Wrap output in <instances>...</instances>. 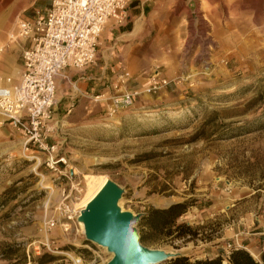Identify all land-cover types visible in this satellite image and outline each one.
Segmentation results:
<instances>
[{"label":"rangeland","instance_id":"1","mask_svg":"<svg viewBox=\"0 0 264 264\" xmlns=\"http://www.w3.org/2000/svg\"><path fill=\"white\" fill-rule=\"evenodd\" d=\"M4 1L0 51H20L8 38L17 19L32 11L31 1ZM205 1L182 0L171 17L172 27H183L182 38L157 51L162 59L151 68L175 91L138 111L65 116L54 139L58 156L66 159L60 171L43 164V153L38 160L24 157L15 130L3 138L0 195L12 186L15 192L0 207V264H15L22 253L27 264H40L43 255L55 258L47 264H74L78 258L106 264L111 257L86 241L76 220L44 226V216L63 197L80 207L92 178L118 185L121 210L134 216L189 205L177 224L194 230V239L143 246L191 260H226L231 244L264 264V234L258 235L264 233V0H221L238 1L244 18L218 24L205 21ZM214 1L213 11L221 15L220 0ZM215 29H224L226 38H216ZM10 247L19 253L1 259Z\"/></svg>","mask_w":264,"mask_h":264},{"label":"built area","instance_id":"2","mask_svg":"<svg viewBox=\"0 0 264 264\" xmlns=\"http://www.w3.org/2000/svg\"><path fill=\"white\" fill-rule=\"evenodd\" d=\"M132 1L48 0L45 9L17 19L8 40L20 49L22 70L16 81L0 76V116L22 137L24 157L33 160L43 153V164L53 171L66 165L56 146L47 142L57 103L56 82L66 69L83 71L96 63L103 30L109 23L124 25ZM130 80L125 69L117 74L111 86L114 95L106 108L109 116L131 108L141 95L140 91L128 90ZM149 80V89L145 90L149 95L158 94L169 84L157 71ZM67 200L63 197L54 213L44 216L47 229L74 222L80 216L84 208ZM226 248L227 257L237 249L231 244ZM74 264H82V259H76Z\"/></svg>","mask_w":264,"mask_h":264},{"label":"crops","instance_id":"3","mask_svg":"<svg viewBox=\"0 0 264 264\" xmlns=\"http://www.w3.org/2000/svg\"><path fill=\"white\" fill-rule=\"evenodd\" d=\"M29 1L32 11L43 10L48 6V0H26V3ZM219 2L223 11L221 15L213 11V8L218 6L217 1H205L203 16L207 23L242 22L244 15L242 11L238 12L240 4L238 1L230 5L221 0ZM4 3V0L1 1L0 6ZM181 4L182 0H133L128 8V20L124 25L113 26L109 23L105 27L98 41L96 63L83 71L66 69L56 82L57 103L49 128V145L58 146L54 139L58 135L59 127L63 126L65 116L71 114L77 119H87L100 110L106 111L108 99L114 95L111 86L122 69L131 77L128 90L141 92L131 107L137 111L155 104L163 98L162 96L175 91L174 85L169 83L156 95L145 93L150 86L151 73L154 72L151 68L162 59L157 51L173 47L176 43L172 44V41L176 42L182 38L183 27L171 26L172 14L182 7ZM198 7H201V2L198 3ZM32 11L27 16H30ZM249 22L256 21L250 19ZM226 33L224 29H215L216 38H226ZM21 70L20 51H0V76L10 77L16 81ZM12 133L13 128L0 116V144L3 143L4 137Z\"/></svg>","mask_w":264,"mask_h":264},{"label":"water","instance_id":"4","mask_svg":"<svg viewBox=\"0 0 264 264\" xmlns=\"http://www.w3.org/2000/svg\"><path fill=\"white\" fill-rule=\"evenodd\" d=\"M122 194L118 185L107 181L76 220L77 224H82L87 242L112 254L106 264H165L179 257L140 243L135 226L141 216L121 210L118 203Z\"/></svg>","mask_w":264,"mask_h":264},{"label":"trees","instance_id":"5","mask_svg":"<svg viewBox=\"0 0 264 264\" xmlns=\"http://www.w3.org/2000/svg\"><path fill=\"white\" fill-rule=\"evenodd\" d=\"M15 187L12 186L0 195V207H5L13 198ZM189 205L187 203L173 204L166 209H150L137 223L139 241H161L172 239L187 242L195 238L196 233L186 224H177V221L186 214ZM19 253V248L10 247L1 257L3 260H9L12 256ZM48 258L47 260H44ZM40 264H47L55 260L54 257L43 255L39 260ZM264 260V259H263ZM15 264H27L25 254L20 255L19 261ZM165 264H257L251 255L242 249H235L230 252L226 260L216 256L213 258L191 260L185 256H179Z\"/></svg>","mask_w":264,"mask_h":264},{"label":"bare ground","instance_id":"6","mask_svg":"<svg viewBox=\"0 0 264 264\" xmlns=\"http://www.w3.org/2000/svg\"><path fill=\"white\" fill-rule=\"evenodd\" d=\"M36 160H38V158H36ZM105 180H106L105 178L103 180L102 179L100 180L99 178L98 181L95 180L94 178L87 180V190H86L87 192H86V195L84 196L85 198L83 199L80 205V208H85L92 201V199H94V197L99 193V191L103 188L105 183L108 181V180L106 181ZM118 206L121 207L119 203H118ZM79 226L83 230V226L81 223H79ZM108 255L112 257L111 253H108Z\"/></svg>","mask_w":264,"mask_h":264}]
</instances>
